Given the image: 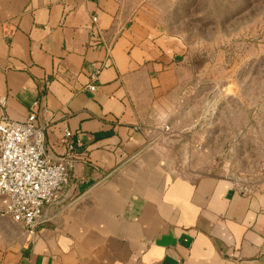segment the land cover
Returning <instances> with one entry per match:
<instances>
[{
	"label": "crops",
	"instance_id": "crops-1",
	"mask_svg": "<svg viewBox=\"0 0 264 264\" xmlns=\"http://www.w3.org/2000/svg\"><path fill=\"white\" fill-rule=\"evenodd\" d=\"M185 54L118 0H0V118L37 102L49 153L68 131L79 157L34 235L0 219V264H264V181L176 172Z\"/></svg>",
	"mask_w": 264,
	"mask_h": 264
},
{
	"label": "rangeland",
	"instance_id": "rangeland-1",
	"mask_svg": "<svg viewBox=\"0 0 264 264\" xmlns=\"http://www.w3.org/2000/svg\"><path fill=\"white\" fill-rule=\"evenodd\" d=\"M182 41L188 82L169 149L178 175L235 184L264 175V0H118ZM172 128V127H171ZM195 145H200L197 151Z\"/></svg>",
	"mask_w": 264,
	"mask_h": 264
},
{
	"label": "built area",
	"instance_id": "built-area-1",
	"mask_svg": "<svg viewBox=\"0 0 264 264\" xmlns=\"http://www.w3.org/2000/svg\"><path fill=\"white\" fill-rule=\"evenodd\" d=\"M96 23L97 18L92 17L93 33ZM97 74L91 75L92 81ZM95 89L89 87L91 92ZM163 131L170 132V127L164 126ZM47 132L48 126L38 121L37 102L22 122L0 118V219L21 225L29 235L36 233L44 209L58 205L79 160L72 133L64 132L65 152L53 156L47 150ZM194 147L201 149L200 145ZM260 180L264 181V175ZM240 190L249 193L245 186Z\"/></svg>",
	"mask_w": 264,
	"mask_h": 264
}]
</instances>
